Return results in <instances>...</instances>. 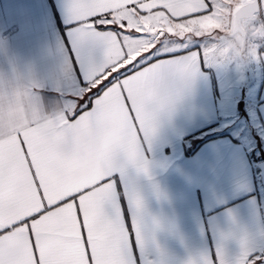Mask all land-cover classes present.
Wrapping results in <instances>:
<instances>
[{
	"label": "snow or ice",
	"instance_id": "1",
	"mask_svg": "<svg viewBox=\"0 0 264 264\" xmlns=\"http://www.w3.org/2000/svg\"><path fill=\"white\" fill-rule=\"evenodd\" d=\"M69 11L89 67L76 107L9 134L0 123V264H130L133 238L143 243L144 205L133 191L134 232L116 207L117 178L131 167L151 179L143 148L172 105L173 81L186 83L198 62H212L217 36L202 25L215 19V0H71ZM89 42L99 60L89 58ZM187 42L203 49L185 47L186 59L158 54ZM240 264H264V254L245 251Z\"/></svg>",
	"mask_w": 264,
	"mask_h": 264
},
{
	"label": "crops",
	"instance_id": "2",
	"mask_svg": "<svg viewBox=\"0 0 264 264\" xmlns=\"http://www.w3.org/2000/svg\"><path fill=\"white\" fill-rule=\"evenodd\" d=\"M71 0H0V123L5 134L76 107L88 65L73 43ZM89 58L102 53L86 45ZM184 50L177 59H186ZM164 55V54H163ZM167 63L168 60H162ZM256 81L249 110L261 128L251 137L219 104L213 73L204 59L187 82L174 80L172 105L143 151L151 179L128 167L118 176L121 222H137L129 199L144 205L143 243L133 238L130 264H240L245 251L264 254V44L251 59ZM253 72V73H252ZM114 191H116L114 189ZM228 236L227 239H224Z\"/></svg>",
	"mask_w": 264,
	"mask_h": 264
},
{
	"label": "rangeland",
	"instance_id": "3",
	"mask_svg": "<svg viewBox=\"0 0 264 264\" xmlns=\"http://www.w3.org/2000/svg\"><path fill=\"white\" fill-rule=\"evenodd\" d=\"M248 1L251 0H215V19L202 27L217 36L214 45L207 50L212 62L207 59L204 62L215 78L219 104L237 119L236 129L242 135L251 137L259 131L261 123L258 118L253 117V112L248 107L252 101V89L256 86V81L251 78L250 53L256 42L258 50L264 44V41H258L260 37H264L261 34L264 33V9L253 17L237 18L238 8ZM252 33L257 35L253 36ZM196 43L203 49V43L200 42H187L185 45L172 43L158 54L181 51Z\"/></svg>",
	"mask_w": 264,
	"mask_h": 264
},
{
	"label": "water",
	"instance_id": "4",
	"mask_svg": "<svg viewBox=\"0 0 264 264\" xmlns=\"http://www.w3.org/2000/svg\"><path fill=\"white\" fill-rule=\"evenodd\" d=\"M256 0H251L241 4L236 12L237 18H250L253 17L257 12L255 8ZM258 167L261 173V179L264 186V158L259 161Z\"/></svg>",
	"mask_w": 264,
	"mask_h": 264
},
{
	"label": "clouds",
	"instance_id": "5",
	"mask_svg": "<svg viewBox=\"0 0 264 264\" xmlns=\"http://www.w3.org/2000/svg\"><path fill=\"white\" fill-rule=\"evenodd\" d=\"M261 34H264V33H261ZM253 36L257 35V33H252Z\"/></svg>",
	"mask_w": 264,
	"mask_h": 264
}]
</instances>
